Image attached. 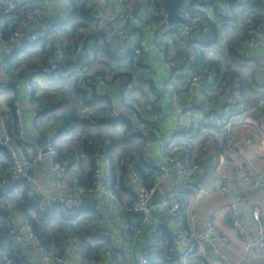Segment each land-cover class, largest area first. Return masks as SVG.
Segmentation results:
<instances>
[{
  "label": "crops",
  "instance_id": "crops-1",
  "mask_svg": "<svg viewBox=\"0 0 264 264\" xmlns=\"http://www.w3.org/2000/svg\"><path fill=\"white\" fill-rule=\"evenodd\" d=\"M39 1L41 3L38 5H43L42 13L26 27L25 32H32L42 28L49 29L48 39L50 43L48 46L47 41L34 44L36 46L25 45L24 51L30 54L28 55L32 60L30 65L24 70H18L13 67V70L10 71L8 69L11 67V62L12 66H14L17 59L14 55L6 58L7 65L3 67L2 51L0 49V84L6 81L10 82L8 89L5 90L3 95H0V108L3 111L10 109L11 101L15 97H19L22 106V124L25 131L24 142L29 155H35L46 139H53L57 148L69 149V143L66 139L74 133L67 135V132L64 133V128L70 125L74 126L77 134L78 130H80V122L74 123L72 118H69L72 116L68 117V115L75 109L80 119V115L82 117L81 109L84 107L83 104H85L83 103L82 95L76 90L79 81L74 67L78 63L86 65L87 63H93L107 78H111L117 72L123 73V81L128 83L129 88H131L129 94H123L120 91V86L115 84L113 88L107 85L104 86V84H98L97 87L111 93L113 97V100L110 99L111 105L113 101L116 107L126 106L129 109H134L138 113V117L140 116L141 120L144 121L143 129L140 130L138 129L137 120L133 119L127 112L123 113V115L130 117L135 122L139 133H143L146 136L149 147L148 151L145 148V153L150 158V161L153 160L159 164H165L164 154L158 139L176 124L177 109L184 108L190 111L188 116L194 121V126H197V136L194 134L192 150L177 148L180 149L183 157L188 162L193 163L196 160H200L202 163L200 173L193 178V190H184L179 195V200L184 206L183 211L179 215L172 216L167 208L157 207L158 203L162 201L165 189L170 185H177L179 182L177 172L172 169L153 199L154 207L151 215L142 218L127 210L132 203L133 194L131 189L123 187L118 169L116 170L117 186L115 184L117 198L115 201H111L103 193L102 189H99L93 195H82L77 192V188L80 185L89 184L91 181L92 170L88 161L84 162L80 167L77 166L78 168H75V171L68 172V179L63 183H59L53 178L50 161L46 157L38 169L25 171L37 180L39 187L47 196L78 198L84 203V208L75 216L77 217L76 220L66 221L63 215L47 216V223L49 224L47 229H50L47 232L48 248L57 254L67 249L69 261L66 264H86L93 257H98L103 264H138L140 255L148 258L150 264H167L170 249L168 238L176 233H185L188 230L189 209L196 201L199 187L210 183L213 179V173L218 176L216 168L219 149L214 144V141H206L205 143V139L202 140L203 129L208 131L214 129L209 124L207 115L203 110L206 107V101L199 90L194 92L186 91L187 78L189 79L188 76L195 69L201 54L205 60L218 63L220 60H225L224 64L228 63L227 66L221 67L220 63L218 64L219 70L223 73V82L220 84L223 90L230 95L238 96L248 104L255 103L256 100L264 96V39H260L253 50L247 48V39L245 42H240L233 46L234 50H231L232 46H228L227 41L232 35H242L238 21L246 18V15H238L240 16L238 17L233 14L232 10L227 20H219L214 17L210 4L211 0H198L194 8L202 10L209 18L200 26V35L191 39L194 43L182 48L177 37H169L168 35H155L156 38L153 37V29L163 22L164 19L156 17L149 10V6L153 5L154 10L158 11L155 8V3L161 0H148V3L143 8L142 16L138 17L141 20L139 24L135 21L137 15H129L124 21L118 20L119 15L122 14L121 7L116 0H107L109 6L98 7L95 15L90 14L92 19L91 27H81L74 31L72 35H69V38L73 41L78 37L87 39V56H80L81 52L72 48L71 51H66L63 61V70L70 71L67 78H62L59 75L44 76L38 72V69L44 66L46 62L47 65L50 64L51 59L46 57L49 53L47 49L53 47L61 36L58 27L68 19H71L74 4L72 0ZM164 10L168 18L167 10ZM120 30H124L128 34V46L130 49L123 53H116ZM222 30L224 33L219 32ZM0 31H4L3 21L0 22ZM141 39H144L148 46L147 54L144 56L141 55L138 47ZM215 39L218 40V45L214 49L205 51L204 47L208 43L212 44ZM43 47L47 52L43 53ZM160 47L172 51V57L178 64L183 66L179 73L183 74L185 81H179L176 84L178 87L176 86L175 97L165 88L167 69ZM197 47L203 49L201 54L197 51ZM130 52L136 53L132 63L128 61L127 56ZM110 54H112L114 59L110 58ZM138 55H140V58L136 60ZM91 56H95L97 60L93 62L90 58ZM33 78L39 81H34L36 88H39L41 84L42 90L47 89V94L42 95L41 93L38 97L39 106L43 111L61 105L55 111L60 116L42 125L37 123L39 118L35 125L33 124L32 111L28 106L29 98L25 85ZM60 95L63 97L64 102L57 103L60 102V99L57 98ZM68 119L72 121L67 122ZM111 131H113L115 144L114 149L111 151L113 162V159L114 161L121 159L123 149V152H125L131 146L136 145L138 140L128 141V135H133L134 133L127 134L126 137L124 125L122 124H118ZM231 131L233 132L231 135L240 141L243 150L244 167L249 170L259 169L263 171L264 117H255L247 124L239 123ZM228 136L225 134L222 137L226 140ZM253 136L258 138L259 141H252ZM203 144L204 147H202ZM2 157L3 152L0 153V160ZM141 160V158H136L135 162L133 161L136 170H140L139 167L143 166L145 159L140 162ZM221 170L225 174H231L235 171V169L227 166ZM9 171L10 168L7 172L3 171L5 176L3 180L7 181V183L9 182ZM144 175H147L146 171ZM150 179L151 175L147 180L144 178L146 183L151 181ZM134 183V181H131L128 185H133ZM29 186L34 196V188L30 184ZM232 204L236 205L239 212V222L244 230V235L240 234L231 224L230 207ZM255 210H258L259 220L254 218ZM198 212L199 227L201 229H204L205 220L211 219L216 231L227 238L230 247H222L221 250L233 264H264V247H253L247 252L245 245L246 236L256 240L258 232L264 230V176L257 189L253 188L252 181H247L238 188L232 187L223 195L202 198ZM6 213V219H12L13 223L9 227L17 223L22 228V231H25L27 218L19 206H8ZM43 222L46 223V221ZM66 223L68 227L61 226L51 229L55 225H65ZM124 226L130 227L131 230L135 228L141 230L135 241L131 243L128 251L124 248L125 243H127V237L122 231ZM205 230L207 231V229ZM101 231L108 233L109 236L103 237L99 234ZM56 232L59 235H65V244L60 241L59 235H55ZM1 245L0 243V249H2ZM21 250V256L29 264H58L41 254L36 246H29ZM174 250L177 253L175 248L170 250V252L174 253ZM209 253L210 247L203 244L186 264H196L201 258H207L209 264H221L218 259L213 258ZM245 255L246 259H243ZM168 263L171 264L170 262Z\"/></svg>",
  "mask_w": 264,
  "mask_h": 264
},
{
  "label": "built area",
  "instance_id": "built-area-1",
  "mask_svg": "<svg viewBox=\"0 0 264 264\" xmlns=\"http://www.w3.org/2000/svg\"><path fill=\"white\" fill-rule=\"evenodd\" d=\"M122 9V14L119 15L118 20L124 21L129 15H137L135 21L139 24L144 10L143 8L148 3V0H116ZM239 3L245 5L252 0H238ZM211 8L214 11V17L222 19L230 13L232 10L231 0H211ZM241 4V3H240ZM242 4V5H243ZM107 0H94L93 3L88 5L89 14L95 15L98 7H107ZM149 10L155 15L153 5L149 6ZM15 12L20 14V20L10 29L8 34H4L0 31V49L2 51V66H6V58H10L17 53H21L22 60L19 64L18 70L26 69L31 63V57L24 53L25 45L37 44L44 41L47 36V29H37L32 32H25L26 27L30 25L35 19H37L42 10L39 7L22 6L18 8L17 4L13 0H0V17H5L10 13ZM179 19L173 23L167 21V15L162 12L159 17L164 21L157 25L153 29V37L155 35H163L165 32L180 33V35L186 39H194L200 35V24L204 20V16L200 14H192L185 8L181 7L177 11ZM260 39H264V21L250 25L247 30V48L253 50ZM73 43L75 51L81 52L80 56H87V39L84 37L71 40L70 38L59 37L53 47H49L50 64L41 66L38 69L44 76L59 75L62 78H67L70 71L63 70V61L65 50L68 45ZM138 47L141 51V55L147 54L148 46L144 39H141L138 43ZM161 48V53L165 67L167 69V79L165 88L171 92L175 97L176 91V75L182 70V65L172 57V51ZM130 49L128 46V34L124 30H120L118 33V42L116 53H123ZM94 62L97 59L95 56L90 57ZM93 63L76 64L74 69L80 86L86 90L92 92L99 99H112L111 93L98 89V84H104L112 87L113 85H119L120 91L123 94H129L131 88L128 83L123 81V73H114L111 78L105 77L100 70ZM36 73V72H35ZM125 74V73H124ZM34 81L39 82L37 79H31L25 86L28 91L29 103L28 106L32 111L33 124L35 125L38 120L42 108L39 106L38 97L43 92L41 84L40 87L34 86ZM223 82V73L219 69L215 68H202L197 72H191L188 80L187 91L194 92L199 90L205 98L206 107L204 112L207 115L209 124L214 128L212 131L211 139L219 149L218 151V165L216 173H213V179L210 183L199 187L196 201L192 204L188 214V230L185 233H176L172 238V246L177 250L171 253L169 261L171 264H186V262L193 256L198 248L203 244L210 247V256L218 259L221 264H233L222 252V247H230V243L226 237L220 235L214 228L211 219H206L204 229L199 227V208L201 205V199L206 196L223 195L227 193L232 187H240L247 181H252L253 188L257 189L261 184V179L264 176V170L246 169L243 165V150L240 145V141L231 135L232 129L235 125L247 124L255 117H264V96L253 104L246 103L243 99L236 95H230L223 90L220 85ZM10 82L0 84V95L4 94L8 89ZM264 86V78H263ZM1 97V96H0ZM113 109L109 113L111 119H119L123 113H128L133 119L137 120L139 124L138 129H143L144 121L141 117H138V113L134 109H129L126 106L116 107L112 101ZM22 106L19 97H15L11 101L10 109L3 111L0 108V153L7 151L10 153L11 166L8 173L9 182L11 184H20L23 181L29 183L34 188V200L41 201V206L47 212L48 216L56 214L59 210L68 213L76 214L78 211L84 208V203L78 198L71 197H49L39 187L36 179L29 175L25 170L34 171L38 169L44 159L47 157L50 161L51 174L53 178L63 183L66 181L67 173L69 171L68 161L62 158L51 142L52 139H46V144L43 149H38L35 155L31 156L25 150V148L17 143L16 139L12 137L7 120L13 114L16 118L18 136L17 140H24L25 131L22 124ZM187 109H177L176 124L169 130H167L158 139L160 147L164 154L165 164H159L157 161L151 160L152 166L155 168L156 173L150 182H142L136 179L133 185L129 187L135 192L134 199L127 209L128 212L138 215L142 218H146L151 215L153 205V199L159 192V188L168 176L170 170H175L179 176V182L177 185L168 186L163 192V198L161 203H158L157 207L167 208L170 210V215H178L183 204L179 201V195L184 191L191 189L194 186V176L200 173L202 163L200 160H196L193 163L188 162L182 155L179 148L175 147L173 143L176 139L182 137H191L196 135V128L194 121L188 116ZM139 133V130H135ZM209 134V133H208ZM229 135L226 140L223 139V135ZM252 141H259L258 138L253 136ZM213 143V142H210ZM149 143L147 142L145 148L148 151ZM231 167L235 171L231 174H225L222 172L223 167ZM221 170V171H220ZM4 173L0 172V179H4ZM198 185L197 183H195ZM102 189L103 193L109 197V199L116 200L115 191V178L112 171V159L107 154L99 155L95 160V169L92 176V181L88 186H80L77 188V192L82 195H93ZM183 189V190H182ZM182 190V191H181ZM231 224L238 232L244 235V230L239 222V212L235 204L231 207ZM255 220H259L258 210L254 211ZM207 229V231L205 230ZM124 235L127 237V243H125V250H129L131 243H133L141 233V230L135 228L133 230L128 226H124L122 229ZM103 237H108V233H99ZM65 235L58 236L60 241L65 244ZM10 239L20 249H26L29 246H36L41 254L45 255L48 259L58 264L68 263V250L60 251V253H54L48 248V239L45 236L39 235L35 232L31 224L25 225V231L16 224L7 229L6 236L3 237L0 233V241L4 239ZM246 251H250L253 247H264V230L258 232L256 240H252L250 237H245ZM243 259H246V255ZM0 264H14V260L7 254L0 257ZM86 264H103L98 257H93L87 261ZM138 264H150L148 258L144 255L138 257ZM169 264V263H168ZM196 264H209L207 258L199 259Z\"/></svg>",
  "mask_w": 264,
  "mask_h": 264
},
{
  "label": "trees",
  "instance_id": "trees-1",
  "mask_svg": "<svg viewBox=\"0 0 264 264\" xmlns=\"http://www.w3.org/2000/svg\"><path fill=\"white\" fill-rule=\"evenodd\" d=\"M93 0H72V3L74 4V11L72 13L71 19H68L64 24H60L59 32H60V37H65L69 39V35H72L74 31H77L81 27H91L92 26V19L89 14V8L87 7L90 5ZM165 0L157 1L155 3V8L158 9V11H155V16L159 17V15L162 12H165L164 9H166ZM18 6V8H21L22 6H32V7H39L41 10H43V5L39 6L41 2L39 0H13ZM232 2V10L233 14L238 15H246V19L250 20L249 21V26L258 22L264 21V0H252L250 3H246L245 5H242L239 3L238 0H231ZM195 5V4H194ZM180 8V7H179ZM162 9V10H161ZM190 13L195 14L198 13L200 10L199 9H192L191 7L188 9ZM192 10V11H191ZM204 16V22L207 21L209 17L205 15V12H203ZM240 17V16H238ZM20 20V14L12 12L9 15L5 17H0V22H4V31H2L4 34H8L10 32V29L13 28V26ZM240 28V31H242V35H232L230 39L227 42L228 46H232L231 50L233 49V46L240 42H244L247 39V25H238ZM47 36L45 37L44 41H47V46L50 43L48 39L49 35V29H47ZM163 35H168L169 37H177L180 41V44L182 47L186 48L193 44V40L186 39L180 35V33H175V32H165ZM43 42V41H42ZM172 42V41H171ZM32 46H36L34 44H30ZM72 48H74L73 43L68 45L66 51H71ZM43 53L47 52V50L43 47L42 48ZM201 49L200 47H197V51L201 54ZM49 52V50H48ZM22 52L17 53L15 58L17 59L14 66H12L11 62V67L8 69L13 70L14 68L19 67V64L22 60V57H20ZM23 54V53H22ZM49 55V53H48ZM136 55L135 52H130L128 56V61L132 63L134 61V56ZM48 57V56H47ZM65 58V55H64ZM110 58L114 57L112 54H110ZM139 60L140 55L137 56ZM138 64V63H137ZM218 62L215 61H209L205 60L202 56V54L199 56V59L195 65V72H197L199 69L202 68H215V69H220ZM232 66V65H231ZM189 77V76H188ZM189 79L187 78V81ZM179 81H185V77L183 76L182 73H179L175 77V82L176 84L179 83ZM188 85V83H187ZM187 85H186V91H187ZM178 87V85H176ZM76 90L82 95L83 97V108L81 109L82 112V117L80 115L79 119V114L73 109L69 115L72 117L73 122L77 123L78 121L80 122V130H78V133L76 134L74 126H67L64 128V133L67 132V135L70 133H74L70 135L66 141L69 143V149L63 150L60 148H57L54 144L53 139L51 142L54 144L55 148L58 150L60 156L64 159H66L68 163V168L69 171H75V168L80 167L84 162L88 161L91 170H92V176L93 172L95 169V160L96 158L101 155V154H107L111 157V151L114 149L115 144H114V136H113V131H111L113 128L118 126V124L124 125V134L127 137V134L134 133L133 135H128L127 137L128 141H132L133 139L138 140L137 144L134 146H131L129 149H127L125 152L124 149L122 150V155L121 159L112 162V171L114 173V178H115V184L117 186L116 182V170L118 169L120 172V181L123 182V187L126 189H131L129 187V183L131 181H135L136 179L141 180L142 182L144 178L147 180L149 179L151 175V179L154 177L156 170L152 166L150 162V158L147 157V154L145 153V145L147 143V138L143 133L136 134L135 130L136 129V124L135 122L130 118L127 117L126 115H121L119 119H111L109 117V113L113 109L111 106V101L110 99H99L94 95L92 92L86 90L80 84L78 83ZM51 91V90H50ZM55 93V90H54ZM47 94V89L43 90L42 95ZM60 99V102L57 103H62L64 102L63 97L60 95L57 97ZM262 98V97H261ZM259 100V99H258ZM256 100V101H258ZM58 105L55 108H50L47 109L46 111H42L39 117V121L37 122L38 125H42L45 122L52 121L60 116V114L56 113L55 111L59 108ZM204 110V108H203ZM72 120H67V122H71ZM7 125L9 126V129L11 131V135L13 138L16 139L17 143L22 145L26 151H28L25 147V142L24 140H17L18 136V128H17V122L16 118L11 114V116L7 120ZM206 128V127H205ZM214 131V129L212 130ZM211 130H204L202 131V140L205 139L206 141H209L211 139ZM197 132V131H196ZM209 133V134H208ZM197 136V135H196ZM194 140V136L191 137H182L176 139L173 143L175 144V147H180L184 148L187 150H192L193 149V144L192 141ZM204 143V144H205ZM204 144L202 147H204ZM141 158L142 162L144 159V164L143 166L139 167L140 170H136L135 168V159ZM134 161V162H133ZM11 166V157L10 153L7 151L3 152V158L0 160V172H7L8 169ZM78 166V167H77ZM75 167V168H74ZM146 171L147 175H144V172ZM144 178H143V175ZM128 175V176H127ZM150 179V180H151ZM92 181V178H91ZM90 181V183H91ZM150 182V181H149ZM80 185V186H88L90 185ZM16 189V190H15ZM31 188L29 186V183L23 181L20 184H11L10 182L7 183V181L0 179V233H2L3 237L6 236L7 228L13 224L12 219L9 218L6 219L7 217V207L12 205L14 206H19L23 212L25 217L27 218V223L31 224L34 228V230L41 236L47 237V232L50 229H47V226L49 224L47 223V212L44 209V207L41 206V201L39 200H34V196L32 191H30ZM132 194H133V199L135 196V192L131 189ZM179 199V197H178ZM180 201V200H179ZM182 204V203H181ZM183 211V208L181 212ZM180 212V213H181ZM179 213V214H180ZM65 214V215H64ZM178 214V215H179ZM54 215H63L64 220L66 221H73L76 220L77 214L71 215L68 213H65L61 210L56 212ZM53 215V216H54ZM43 221H46L44 223ZM68 227L67 223L65 225H55L51 227L53 228H58V227ZM72 226V224H70ZM69 226V227H70ZM58 232H56L57 234ZM55 234V235H56ZM53 234V236H55ZM172 237H169L168 240L170 242V249H169V258H171V253L170 250H173L172 246ZM1 248L7 253L9 257H11L14 260V264H29L25 261V259L21 256L22 250L17 247L14 242L8 238L4 239L3 241H0ZM90 258V257H89ZM168 258V262L169 261ZM149 263L150 260L148 259ZM167 262V264H168ZM166 264V263H165Z\"/></svg>",
  "mask_w": 264,
  "mask_h": 264
},
{
  "label": "rangeland",
  "instance_id": "rangeland-1",
  "mask_svg": "<svg viewBox=\"0 0 264 264\" xmlns=\"http://www.w3.org/2000/svg\"><path fill=\"white\" fill-rule=\"evenodd\" d=\"M198 2V0H185L184 1V3L183 4H181L179 7H181V9L182 8H185L187 11H189L188 9L191 7L192 9H195L194 8V4L195 3H197ZM241 4H243L242 3V1L240 2ZM250 3V2H249ZM244 5V4H243ZM246 6V5H245ZM192 11V10H191ZM232 12V10L230 11V13ZM195 14H200V15H203V11L202 10H200L198 13H195ZM213 14H215L214 13V11H213ZM230 17V15L228 14V15H226L225 17H223L222 18V20H227L228 18ZM204 21V20H203ZM249 21L250 20H247L246 18H242V19H240L239 21H238V25H247V29L246 30H248V26H249ZM203 24V22L200 24V26ZM223 31V30H222ZM222 31H219L220 33H224V31L222 32ZM79 38V37H78ZM228 42V41H227ZM245 42V41H244ZM226 43V42H225ZM218 45V40L217 39H215L214 40V42L212 43V44H207L205 47H204V49H205V51H208L209 49L211 50V49H214L216 46ZM182 47V46H181ZM182 48H184V47H182ZM174 49V48H173ZM223 49V48H222ZM219 50H221V49H219ZM24 51V50H23ZM24 53H27L26 51H24ZM27 54H29V53H27ZM30 55V54H29ZM219 63H220V66L221 67H225V66H227V64L228 63H226V64H224L225 63V60H220L219 61ZM188 67H190L189 65H188ZM195 71V69H193V71L192 72H194ZM3 158V157H2ZM1 158V159H2ZM75 168V167H74ZM68 179V173H67V178H66V180ZM79 212V211H78ZM77 212V213H78ZM76 213V214H77ZM73 215H75V214H73ZM56 235H59V233H57ZM47 238V237H46ZM53 251V250H52ZM54 253H55V251H53ZM7 253L3 250V249H0V257L2 256V255H6Z\"/></svg>",
  "mask_w": 264,
  "mask_h": 264
},
{
  "label": "water",
  "instance_id": "water-1",
  "mask_svg": "<svg viewBox=\"0 0 264 264\" xmlns=\"http://www.w3.org/2000/svg\"><path fill=\"white\" fill-rule=\"evenodd\" d=\"M184 1L185 0H166L165 1L166 2V10H167V14H168L167 21L169 23H173L179 19L178 14H177V9L181 4L184 3ZM45 144H46V141H43V144L40 145V148L44 150Z\"/></svg>",
  "mask_w": 264,
  "mask_h": 264
}]
</instances>
